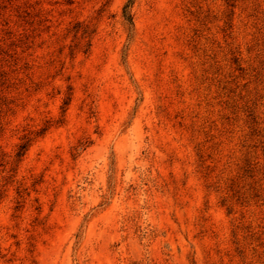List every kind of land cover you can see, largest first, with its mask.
Listing matches in <instances>:
<instances>
[{"label":"rangeland","instance_id":"1","mask_svg":"<svg viewBox=\"0 0 264 264\" xmlns=\"http://www.w3.org/2000/svg\"><path fill=\"white\" fill-rule=\"evenodd\" d=\"M0 0V264H264V0Z\"/></svg>","mask_w":264,"mask_h":264},{"label":"trees","instance_id":"2","mask_svg":"<svg viewBox=\"0 0 264 264\" xmlns=\"http://www.w3.org/2000/svg\"><path fill=\"white\" fill-rule=\"evenodd\" d=\"M131 3H132V0H128V2L126 3V5L123 8V12H122L123 15L122 16H123L124 21H126L129 24V26L132 27L131 16L128 13V9H129Z\"/></svg>","mask_w":264,"mask_h":264}]
</instances>
